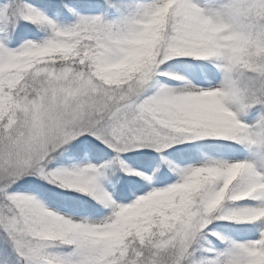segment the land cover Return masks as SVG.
<instances>
[{
    "label": "snow or ice",
    "instance_id": "obj_1",
    "mask_svg": "<svg viewBox=\"0 0 264 264\" xmlns=\"http://www.w3.org/2000/svg\"><path fill=\"white\" fill-rule=\"evenodd\" d=\"M0 264H264V0H0Z\"/></svg>",
    "mask_w": 264,
    "mask_h": 264
}]
</instances>
